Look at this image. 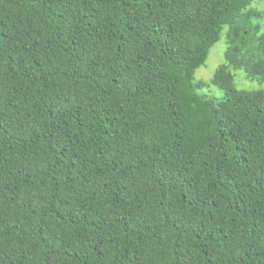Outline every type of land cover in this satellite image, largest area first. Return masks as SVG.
<instances>
[{"label":"trees","instance_id":"1","mask_svg":"<svg viewBox=\"0 0 264 264\" xmlns=\"http://www.w3.org/2000/svg\"><path fill=\"white\" fill-rule=\"evenodd\" d=\"M252 1L0 0V264H264Z\"/></svg>","mask_w":264,"mask_h":264},{"label":"rangeland","instance_id":"2","mask_svg":"<svg viewBox=\"0 0 264 264\" xmlns=\"http://www.w3.org/2000/svg\"><path fill=\"white\" fill-rule=\"evenodd\" d=\"M247 10L255 11L263 15L261 19L253 18L251 23L254 25L259 24L260 34L264 35V0H253ZM225 30L226 28H224L220 40L210 49L205 64L200 67L194 75L195 82H204L206 84L199 93L207 95L210 99L215 101H221L224 97V93L209 83L215 71L224 62L223 54L226 48L224 39ZM231 73L233 75L234 87L237 91L251 93L264 90V78L250 80L246 77L243 70H231Z\"/></svg>","mask_w":264,"mask_h":264}]
</instances>
